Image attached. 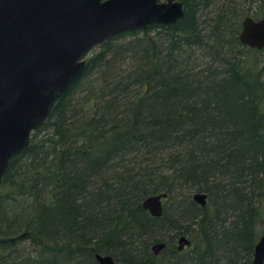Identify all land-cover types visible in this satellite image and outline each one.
I'll return each mask as SVG.
<instances>
[{
  "label": "trees",
  "instance_id": "obj_1",
  "mask_svg": "<svg viewBox=\"0 0 264 264\" xmlns=\"http://www.w3.org/2000/svg\"><path fill=\"white\" fill-rule=\"evenodd\" d=\"M180 1L175 23L94 48L10 159L0 264H96V251L117 264H252L264 218V48L239 33L244 16L264 17V0ZM195 191L207 193L203 206ZM159 192L153 216L141 202ZM156 241L166 244L157 255Z\"/></svg>",
  "mask_w": 264,
  "mask_h": 264
},
{
  "label": "water",
  "instance_id": "obj_2",
  "mask_svg": "<svg viewBox=\"0 0 264 264\" xmlns=\"http://www.w3.org/2000/svg\"><path fill=\"white\" fill-rule=\"evenodd\" d=\"M180 0H0V190L10 159L30 146L58 102L81 75L91 49L108 38L151 24H172L183 16ZM240 41L264 48V17L242 19ZM166 192L152 193L142 206L161 216ZM192 199L203 206L207 193ZM178 250L190 245L182 234ZM164 241L151 244L158 254ZM96 264H117L94 252ZM264 262V229L252 264Z\"/></svg>",
  "mask_w": 264,
  "mask_h": 264
},
{
  "label": "rangeland",
  "instance_id": "obj_3",
  "mask_svg": "<svg viewBox=\"0 0 264 264\" xmlns=\"http://www.w3.org/2000/svg\"><path fill=\"white\" fill-rule=\"evenodd\" d=\"M96 47H97V46H96ZM96 47H94V48H96ZM94 48H93V49H94ZM93 49L90 50V52L87 54V56L90 55V53H91V51H92ZM250 53H251V52H250ZM259 55H260V58H261V59H264V52H262V53L259 54ZM87 56H86V58H87ZM247 58H248V61H250V56L247 57ZM262 63H263V62H262ZM259 225H260L259 232L261 233V231H262L263 228H264V218L261 219V221L259 222Z\"/></svg>",
  "mask_w": 264,
  "mask_h": 264
},
{
  "label": "flooded vegetation",
  "instance_id": "obj_4",
  "mask_svg": "<svg viewBox=\"0 0 264 264\" xmlns=\"http://www.w3.org/2000/svg\"><path fill=\"white\" fill-rule=\"evenodd\" d=\"M182 234H183V233H182ZM182 234L177 235L176 238H175V248H176V250H178V248H177V244H178L177 239H178V237H179L180 235H182ZM185 235H186V234H185ZM186 236H187V235H186ZM187 237H188V236H187ZM165 246H166V244H165ZM188 246H189V245H188ZM188 246H184L183 249L178 250V251H182V250L186 249ZM150 248H151V246H150ZM164 248H165V247H164ZM164 248H163V249H164ZM163 249H162V250H163ZM162 250H161V251H162ZM161 251H160V252H161ZM160 252H159V253H160ZM152 253H153V252H152ZM159 253H158V254H159ZM153 254H154V253H153ZM155 255H157V254H155Z\"/></svg>",
  "mask_w": 264,
  "mask_h": 264
},
{
  "label": "bare ground",
  "instance_id": "obj_5",
  "mask_svg": "<svg viewBox=\"0 0 264 264\" xmlns=\"http://www.w3.org/2000/svg\"><path fill=\"white\" fill-rule=\"evenodd\" d=\"M178 245V244H177ZM171 251V250H170ZM183 252V251H182Z\"/></svg>",
  "mask_w": 264,
  "mask_h": 264
}]
</instances>
